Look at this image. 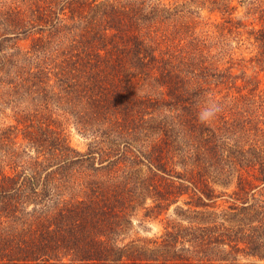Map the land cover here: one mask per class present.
Returning a JSON list of instances; mask_svg holds the SVG:
<instances>
[{"label":"trees","instance_id":"16d2710c","mask_svg":"<svg viewBox=\"0 0 264 264\" xmlns=\"http://www.w3.org/2000/svg\"><path fill=\"white\" fill-rule=\"evenodd\" d=\"M214 2L0 3V264H264V0ZM137 206L189 224L127 242Z\"/></svg>","mask_w":264,"mask_h":264},{"label":"rangeland","instance_id":"374dc122","mask_svg":"<svg viewBox=\"0 0 264 264\" xmlns=\"http://www.w3.org/2000/svg\"><path fill=\"white\" fill-rule=\"evenodd\" d=\"M3 1L4 0H0V3ZM219 1L221 3H225L222 2L224 0ZM251 1L252 0H227L231 6L237 7L234 17L248 22V24H252L253 22V16L250 17L251 15L248 14L251 9V6L249 5ZM167 2L172 4L176 3L178 4L177 6L183 8L186 11V16L184 18H189L185 20H195V17H199L198 20L202 21L203 23H212L213 21H222L223 17L225 16L218 11H211L215 5L214 0H167ZM211 29V26H209V30ZM245 38L247 39V36H245ZM231 45L232 46L230 48L237 55V58L242 56L249 58L251 57V53L254 50V47L249 42H243L242 40L240 43H238V41H231ZM253 55L254 54H252V56ZM10 97L8 94H0V100L3 102V104H0V132L11 125V123L16 124L15 120L13 119V111L10 106V100H8L11 99ZM67 132H69L68 134L70 136L72 146L80 151H85L87 144L92 141L91 137H87L79 133L77 127L72 123L67 126ZM4 150L6 149L4 148L3 150H0V153ZM148 205H150V202H148ZM184 208L187 209L186 207ZM177 210V207L174 206L168 215L156 220L154 217L151 219L146 218L145 209H142L141 206L135 207L132 213L134 216L133 227L132 230L129 231L127 242L132 240H141V242L152 241L158 237H161V235L165 232L167 220H170L174 223L182 221L181 218L177 216ZM181 223L184 225L189 224L186 221H182ZM141 242H137L136 244L139 245Z\"/></svg>","mask_w":264,"mask_h":264},{"label":"clouds","instance_id":"9594fccd","mask_svg":"<svg viewBox=\"0 0 264 264\" xmlns=\"http://www.w3.org/2000/svg\"><path fill=\"white\" fill-rule=\"evenodd\" d=\"M220 111V104L213 101H209L199 112V118L201 121L208 122L214 119Z\"/></svg>","mask_w":264,"mask_h":264}]
</instances>
